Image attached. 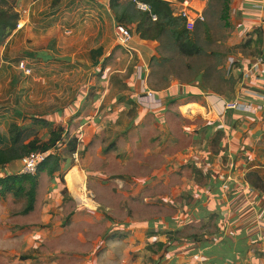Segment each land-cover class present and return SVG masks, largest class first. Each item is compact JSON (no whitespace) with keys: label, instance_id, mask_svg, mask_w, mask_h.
<instances>
[{"label":"rangeland","instance_id":"374dc122","mask_svg":"<svg viewBox=\"0 0 264 264\" xmlns=\"http://www.w3.org/2000/svg\"><path fill=\"white\" fill-rule=\"evenodd\" d=\"M17 1L21 4L20 0ZM223 9L222 1L218 3L217 0H211L208 18L205 17L207 10L204 13V20L201 22H205L209 29L207 31L201 29L198 38L205 54L199 58L186 60L175 58V61L164 67L151 68L148 82L151 89L154 91L162 89L171 84L170 80L182 85L195 83L193 82L195 72L210 69L212 78L209 85L223 92L227 90V86L220 80L221 76L238 80L234 93L220 96L226 100L234 99L236 90L240 89L239 81L244 59L260 58L259 56L263 54V45L259 41L262 29L259 25L239 27L242 16L237 15L232 19L234 15L231 7L230 25L227 27L221 19ZM80 13H83V10ZM76 26L72 23L69 29ZM77 65L76 69L71 66H48L41 69L34 66V71L30 69L29 75L16 70V74L13 75L14 86L0 88V132H5L12 123H18L23 128L32 129L40 140L47 141L51 129L71 128L74 125L73 120L64 123V113L69 111L75 101L78 102L81 95H84L90 80L96 78V74L88 65ZM115 76L116 74L110 78L111 83L114 82ZM94 90L96 88H89L88 95L91 96ZM206 91L209 92L207 89ZM175 104L169 106L171 110ZM196 109L201 114L190 118L184 116L179 109L172 110L174 120L165 126H157L158 130L152 134H145L136 124L125 133L130 116L119 117L114 123L110 122L109 130L103 131L102 134H97L93 130L91 135L95 133V137L92 143L87 146L81 145V155H75L71 164L66 165L60 174L64 176L65 182H58L63 186V190L68 189V196L61 195L63 190L58 197L53 195L50 191L52 182L46 174L41 175V195L36 201L35 212H32L34 216L32 213L29 214L30 218L32 216L30 227L39 225L36 229L38 233L34 232L36 234L30 236L34 245L14 256L2 250L0 264H166L171 258L174 259L173 264H220L223 258L218 256L217 260L220 263H215V257L207 256L205 253L202 259L199 257V254L203 253L200 249L201 242H197L192 235H203L207 232L204 231L205 228L209 230L208 235L204 234L203 247L214 242L217 246L224 245L225 240L232 243L236 241L239 246L246 234L240 236L238 234L240 232L234 231L233 225H230V221L236 216L229 219L227 214L220 210V217L214 216L202 224L193 220L191 210H195L192 209L193 205L201 208L203 204L209 207L210 199H205L203 203L200 200L201 196L214 191L219 183H222L223 190L225 179L221 174L217 175L216 170H212L214 167L201 169L202 174L194 163L176 166L171 162L165 164V157L161 154L181 149L179 146L183 142L187 143L183 146L184 149L191 146L206 150L208 153L222 151L221 164L216 169L218 171L229 169L232 177L240 170V176L237 174L238 182L233 178L231 181L233 183H229V190L224 192L230 197L234 191L241 190L240 181L250 172H256L264 180V132L260 135L259 131L254 133L258 123L251 124L242 115L241 119L236 117L230 130L226 131L227 136L222 138L220 133L219 136L216 134L217 132L211 137L203 135L205 127L213 129L214 125L222 123L218 122L214 115L209 117V107H206V110L199 107ZM35 117L48 121L49 124L33 125ZM210 119L217 122L210 125L209 123H212L209 122ZM219 119L222 120V117ZM88 128L89 126H83L82 133ZM248 128L249 130H246ZM190 131L194 134L201 131V135L188 136ZM224 137H227V142L224 141ZM231 142L238 147L237 154L230 152ZM95 145L104 149L102 156L106 157L105 160L98 157L99 152L98 155L93 154L92 159L89 157L86 159L87 152ZM64 152L62 148L61 153ZM233 163L235 168L231 170L230 166ZM71 167L73 169L68 170ZM251 168L254 169L246 174ZM73 170L83 176L84 188L76 180H73L72 184ZM208 174H211L210 178H207ZM214 175L218 176L217 181L213 179ZM210 185L212 188L206 190ZM73 186L75 189L80 187L81 194L88 199V203L75 196ZM147 197L149 199L145 200ZM235 202L232 201L231 205ZM216 205L219 207L218 203ZM111 207L113 210H109ZM43 214L46 215V220L42 222L36 217ZM251 214L255 217V213ZM149 221L151 224H146L142 228L128 227L135 222ZM253 223L243 222L237 229L248 232ZM167 231L171 234L167 235ZM113 236L123 238L118 237L114 241H109ZM158 242L171 243L173 249L158 252L155 245ZM25 255L31 259L23 261L22 256ZM247 255L242 259L236 256V260L229 259L221 264H254V260H246ZM262 257L259 254L258 259Z\"/></svg>","mask_w":264,"mask_h":264},{"label":"crops","instance_id":"0c3cea01","mask_svg":"<svg viewBox=\"0 0 264 264\" xmlns=\"http://www.w3.org/2000/svg\"><path fill=\"white\" fill-rule=\"evenodd\" d=\"M163 1L170 3L175 16H180L182 11L187 8V4H189L195 9H204V13L207 10L205 17L208 18V8L211 0ZM217 1L220 3L221 0ZM20 2L21 4L18 1V6L20 5L19 12L21 13L20 26L4 43L0 44V88H11L14 86L13 75L16 74V70L21 73L24 72L19 67L20 63H25L32 71H34V66L40 69L48 66H71L76 69L78 67L77 64L88 65L93 73L96 74V78L92 81L90 80L88 85H86L87 90L84 91V95L79 97L78 102H74L69 111L64 113L65 116L63 118L64 123L67 120H73L74 125L66 129V131L70 136L75 134L79 138L80 149L83 145L87 146L92 143L95 133L102 134L103 131L109 130L108 124L110 122L114 123L119 117L124 116L126 118L130 116L128 129L125 130V133L136 124V126H140L143 129L142 131L145 134H152L158 130L157 126H165V124L174 120L172 110L176 111L179 109L184 116L190 118L193 115L201 114L196 111L197 107L204 110L209 107V117L214 115L219 120L218 122L222 123L221 125H214V130L211 127H205L203 135L211 137L217 132L216 134L219 136L220 133L222 138L227 136L226 131L230 130L236 113L232 111L223 112L224 101H227L225 98L210 93L202 85L195 83L182 85L170 80L171 84L162 89L154 91L149 87L152 59L160 57L158 52L159 43L141 39L136 32V26H129L128 28L133 35L132 40L128 48L120 45L116 39V26L119 24L116 22L115 14L110 7V0H20ZM229 6L233 9L234 17L232 19H235L237 15L242 16V20L239 21V27H242V25L246 27L259 25L261 27V39L263 40L262 56L264 57V0H230ZM81 10H83V13H80ZM72 23L77 26L74 29H69ZM249 32L252 31L249 30ZM98 49L102 50V56L97 59V64L94 65L90 53ZM61 57H71L72 61H60L59 58ZM257 59L258 57L245 58L243 62L246 64L254 63ZM261 69L262 71L259 72L257 79L253 80L248 86L239 85L240 89L236 90L234 98L240 97L243 100L254 101L262 105L264 100L259 95H264V66ZM114 74L116 76L114 82L111 83L110 78ZM89 88H96L91 96L88 95ZM146 88L155 93L156 98L162 103L161 107L146 108L138 102ZM241 88L248 90L245 95H241ZM172 104H175V106L171 110L169 106ZM184 109L185 111H183ZM220 117H222V120L219 119ZM255 120L258 124L254 133L259 131L258 135H260L264 132V122H262L264 113H258ZM209 122H212L209 123L212 125L217 121L210 119ZM79 125L82 126L79 127ZM85 125L89 126V128L85 133H82ZM8 130L9 128L5 132H0V148L2 149L10 146ZM93 130L95 133L92 136L91 132ZM137 130L136 128V134ZM246 130H249V128ZM207 131L212 132L205 134ZM189 135L199 136L201 131L198 134L190 131ZM239 136L238 140H240ZM224 141L227 142V137H224ZM186 144L183 142L179 146L181 149H175L173 153H171L172 150L162 153L161 156L165 157V160H163L166 161L164 163L170 164L171 162L175 166L194 163L200 171L204 168L212 169L214 167L212 170H216L215 173L219 174V176L221 174L223 178L229 174V169L228 171H226L227 169L223 171L216 169L221 164L220 156L223 154L222 151L208 153L206 150H199L191 146L184 149L183 146ZM229 150L231 153L237 154L238 147L231 142ZM98 152L100 153L98 157L105 160L106 157L102 156L104 149L99 147V145H95L87 152L86 159L88 157L92 159V155H98ZM65 167L67 166L63 165L62 171ZM22 168L23 163L21 160L13 162L6 168L0 169V177L10 174H22ZM73 168L75 167L73 166ZM73 168H68V170ZM254 168L247 170L246 174ZM237 169L236 167L235 170ZM237 174L240 176V170L235 173V176L233 175L235 182H238ZM209 175L211 174L206 175L207 178H210ZM217 175L213 176L216 181ZM51 182L52 188L50 191L58 197L61 194L60 191L63 190V186L57 180ZM221 184L216 185L214 191H205L206 195L201 196L200 200L203 203L205 199H210L209 207L202 204L201 208L193 205L192 209L195 208L194 211L190 209L192 217L194 215L202 216H200L201 219L198 223L205 224L203 222L207 219H213V213L219 210L226 214L230 206H232V201L241 196V190H236L233 196L228 197L221 189ZM247 184L246 177L240 181L241 187H245ZM40 188L39 180L37 199L41 195ZM210 188H212L211 185L206 190ZM148 199L147 197L145 200ZM217 203L219 207H216L218 206L216 205ZM239 205V208H236V217L230 221V225H233L234 231L240 232L238 233L240 236L246 234L243 240H246V245L251 246L246 260H254V264H264V194L261 192L250 193L248 201H244ZM25 206V199L16 200L12 195L3 199L0 196V252L5 250V253L11 256L19 255V251L24 252L29 246L34 245L30 236L38 233L36 229L39 228V225L30 227L29 222L35 211L31 214V218L29 214L23 215L22 212ZM109 210H113V208L111 207ZM251 213H255V217ZM36 218L41 219L43 222L46 220V215L43 214L41 217L37 216ZM242 218L244 221H242ZM254 218H258V220ZM243 222H254L253 227L248 229V232L237 229ZM146 224L150 225L151 222H135L130 226L136 229L142 228ZM205 230L209 231L207 228ZM207 232L204 234L208 235L209 232ZM110 239L109 241L115 240L113 238ZM233 243L237 246L236 241H233ZM205 251L206 249L199 254L201 259ZM259 254L263 256L260 259H258ZM173 261L174 259L171 258L166 264H173Z\"/></svg>","mask_w":264,"mask_h":264},{"label":"trees","instance_id":"16d2710c","mask_svg":"<svg viewBox=\"0 0 264 264\" xmlns=\"http://www.w3.org/2000/svg\"><path fill=\"white\" fill-rule=\"evenodd\" d=\"M35 1V0H34ZM224 4L221 19L228 27L230 0H221ZM138 3L148 6L149 10L143 11L138 7ZM110 7L115 14L116 22L119 25L136 26V32L141 39L148 41H156L159 43L158 52L160 57H154L151 62V68L164 67L167 64L178 59H193L202 57L205 54L204 48L199 43V34L201 29L207 31L209 28L205 22L197 21L194 31L187 29L186 18L182 16H175L171 5L163 0H110ZM21 19V13L18 10L17 0H0V44L4 43L11 34L17 29L18 23ZM260 43L263 40L259 39ZM92 62L97 64V59L102 56V50H93L90 53ZM212 78L210 69L195 72L193 82L204 86L210 93L223 96L227 93H234V87L238 80L227 78L224 75L220 77L222 83L227 86L226 91L219 88L211 87L209 80ZM240 116L234 115V119H241L242 113L234 112ZM248 115V114H246ZM251 124L256 123V116H245ZM33 125H48L49 122L34 118ZM10 146L8 148H0V169L6 168L13 162L22 161L24 158L32 153L42 152L49 153L37 170L35 175L28 174H10L0 177V196L5 199L12 195L16 200H26V206L22 212L23 215H28L35 210L37 201L39 180L42 174H46L51 181H59L64 183L65 179L62 172L63 165L71 164L75 155L80 153V140L76 136H70L64 127L51 129L50 138L47 141L40 140L35 132L30 128H23L18 123H12L8 130ZM64 148L65 152L61 153ZM107 151V150H106ZM72 166H75L72 162ZM247 183L254 190L264 194V180L256 172H250L246 176ZM68 189L62 191L64 197L68 196ZM201 215H194V221H200ZM220 217L219 212L213 213V217ZM129 228L131 226H128ZM170 235L171 232L166 233ZM197 242H201V250L207 256H214V262L220 263L218 257L223 258L221 263L229 259H239L245 257L250 250L246 245V240H243L236 246L231 241H223L224 245L217 246L214 242L212 245L206 244L202 247V240L204 234L192 235ZM120 237V236H118ZM113 236V239L118 238ZM120 238H123L121 236ZM208 241V240H207ZM206 241V242H207ZM170 242L171 239H170ZM210 242V241H209ZM159 251L167 252L173 247L170 244L158 242L155 244ZM211 249V251H209ZM218 256V257H217ZM30 256H22V260H29ZM219 259V258H218ZM238 259V260H239ZM236 260V259H235ZM220 263V264H221ZM177 264V263H176Z\"/></svg>","mask_w":264,"mask_h":264},{"label":"built area","instance_id":"2783aa9c","mask_svg":"<svg viewBox=\"0 0 264 264\" xmlns=\"http://www.w3.org/2000/svg\"><path fill=\"white\" fill-rule=\"evenodd\" d=\"M132 1H138V0H132ZM138 7L143 10L147 11L149 10L148 6L142 3H138ZM191 11V12H190ZM204 9H195L191 7L189 4H187V8L182 11L181 15L182 17L186 18L187 23V29L189 31H193L195 29V25L197 21H203L204 20ZM20 26V23L18 24V28ZM132 32L129 28H127L124 25H117L116 26V39L120 45H122L125 48H128L131 40H132ZM242 71H241V79L239 81V84L242 86H248L253 80H256L259 72L262 71L261 67L264 66V57L258 58L254 63L250 62L246 64L245 62L242 63ZM20 69L24 71L25 74H30V69L26 66L25 63H20L19 65ZM246 91L241 88V95H245ZM248 93V92H247ZM264 100V95H259ZM138 102L143 105L146 108H159L162 106V103L159 99L156 98V95L153 91L146 88L143 92V95L138 99ZM228 111L237 112V113H243L248 115H257L258 113H264V102L262 105L257 104L256 102L243 100L242 98H234L233 100H227L224 101L223 104V112L226 113ZM49 153H42V152H36L32 153L26 158H24L23 161V168H22V174H28V175H35L37 173L39 165L45 161L47 155ZM77 156V155H76ZM231 170H233L234 163L230 166ZM225 182L223 184V191L227 192L229 190V183L233 180L232 175L229 173L227 176L224 177ZM241 196L238 197L235 201V204L230 206V209L227 211V218L231 219L236 216V208L235 206H238L239 204L243 203L244 201H248V196L250 193L258 192L254 190L252 187H250L248 184L245 187H241ZM235 208V209H234ZM264 224V221H263Z\"/></svg>","mask_w":264,"mask_h":264},{"label":"bare ground","instance_id":"6f19581e","mask_svg":"<svg viewBox=\"0 0 264 264\" xmlns=\"http://www.w3.org/2000/svg\"><path fill=\"white\" fill-rule=\"evenodd\" d=\"M72 172V178H71V180H72V184H73V180H76V181H78L79 183H80V186L82 187V188H84V179H83V176L82 175H80L78 172H76L75 170H73V171H71ZM73 193L75 194V196L77 195L79 198H81L82 199V201L83 202H85V203H88V199H85V197L84 196H82V194H81V189H80V187L78 186L77 187V189H75V187L73 186ZM77 198V197H76Z\"/></svg>","mask_w":264,"mask_h":264},{"label":"water","instance_id":"95a60500","mask_svg":"<svg viewBox=\"0 0 264 264\" xmlns=\"http://www.w3.org/2000/svg\"><path fill=\"white\" fill-rule=\"evenodd\" d=\"M60 61H63V62H71L72 61V58L71 57H61L59 58ZM23 163V161H22Z\"/></svg>","mask_w":264,"mask_h":264}]
</instances>
